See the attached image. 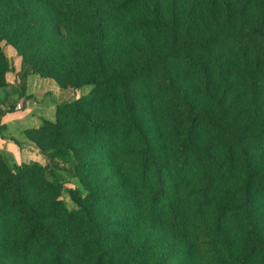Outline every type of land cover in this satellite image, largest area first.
<instances>
[{
	"label": "trees",
	"instance_id": "16d2710c",
	"mask_svg": "<svg viewBox=\"0 0 264 264\" xmlns=\"http://www.w3.org/2000/svg\"><path fill=\"white\" fill-rule=\"evenodd\" d=\"M2 43L73 95L0 150V264H264V0H0V89Z\"/></svg>",
	"mask_w": 264,
	"mask_h": 264
},
{
	"label": "crops",
	"instance_id": "0c3cea01",
	"mask_svg": "<svg viewBox=\"0 0 264 264\" xmlns=\"http://www.w3.org/2000/svg\"><path fill=\"white\" fill-rule=\"evenodd\" d=\"M7 48H12L16 66L14 65L15 70L13 73L8 72L6 74L8 85L0 89V96L7 95L9 97L6 109L11 103L15 105V109L8 111L2 119L4 129L0 136V150L9 164L31 160L36 162L45 161L35 145L24 136L23 130L28 127L39 126L42 119L54 120L57 104L70 99L73 92L68 88L60 87L51 78L30 74L26 77L25 94L19 96L15 73L19 69L20 57L12 46L7 45ZM84 91L85 89L83 93H85ZM14 140L21 144H16Z\"/></svg>",
	"mask_w": 264,
	"mask_h": 264
},
{
	"label": "rangeland",
	"instance_id": "374dc122",
	"mask_svg": "<svg viewBox=\"0 0 264 264\" xmlns=\"http://www.w3.org/2000/svg\"><path fill=\"white\" fill-rule=\"evenodd\" d=\"M2 45L4 46V52H5V55H6V57L8 58V60H9V63H10V65H11V72H9V73H13L14 72V65L16 66V60H15V58H14V52H13V50H12V48H7V45H4L3 43H2ZM88 89H85V91L84 92H86ZM38 159V158H37ZM44 159V158H43ZM39 163H45V161H42V160H40V162ZM10 166H12V164H10ZM65 185L67 186V187H74V186H79V182L77 181V179H67L66 180V182H65ZM63 198L65 199V201L67 202V206L69 207V208H72L73 206H74V204H73V202L69 199V197H68V195L66 194V193H63Z\"/></svg>",
	"mask_w": 264,
	"mask_h": 264
}]
</instances>
